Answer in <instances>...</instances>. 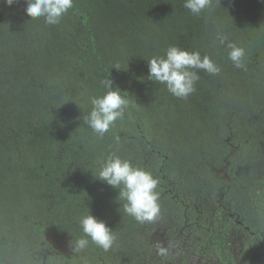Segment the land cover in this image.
I'll return each instance as SVG.
<instances>
[{"label":"trees","instance_id":"16d2710c","mask_svg":"<svg viewBox=\"0 0 264 264\" xmlns=\"http://www.w3.org/2000/svg\"><path fill=\"white\" fill-rule=\"evenodd\" d=\"M183 5L74 0L47 25L24 0H0V264L218 262L223 222L228 231L239 200L264 189V0H212L199 16ZM218 32L244 48L242 68ZM169 46L209 55L220 73L201 71L193 93L173 96L147 78V60ZM108 78L128 104L99 138L77 118ZM113 151L158 180L155 221L125 214L95 178ZM89 213L113 229L108 251L76 250Z\"/></svg>","mask_w":264,"mask_h":264},{"label":"clouds","instance_id":"9594fccd","mask_svg":"<svg viewBox=\"0 0 264 264\" xmlns=\"http://www.w3.org/2000/svg\"><path fill=\"white\" fill-rule=\"evenodd\" d=\"M11 7L19 0H3ZM24 12L32 20L44 18L47 25L59 24L62 18L73 8L74 0H24ZM212 0H184V7L193 15L199 16L211 7ZM227 36L218 32L215 42L227 47L228 59L236 68H242L245 60V50L234 43H228ZM148 61V79L166 86L168 92L177 98H187L195 91L199 72L210 75L219 74L221 69L209 56H201L198 51H188L178 46H169L164 56H154ZM112 68L123 69L119 63ZM105 89L103 95L90 98L91 108L81 119L99 138L124 117L128 100L121 95L119 88L113 87L112 79L100 81ZM116 144L120 143L115 137ZM96 179L118 190V197L124 201L123 212L133 217L137 222H153L160 215L158 180L150 171L134 166L130 160L123 159L115 151L110 152L100 164ZM83 236L76 240V250L85 249L89 242L98 248L108 251L116 237L113 229L104 220L91 213L84 215L80 221ZM174 244L164 247L156 245L157 254L167 257Z\"/></svg>","mask_w":264,"mask_h":264},{"label":"flooded vegetation","instance_id":"af4514ba","mask_svg":"<svg viewBox=\"0 0 264 264\" xmlns=\"http://www.w3.org/2000/svg\"><path fill=\"white\" fill-rule=\"evenodd\" d=\"M259 192V197L251 194L239 200L235 216L229 215L235 219L228 231L223 222L221 233L225 238L220 244L218 262L201 264H264V189Z\"/></svg>","mask_w":264,"mask_h":264}]
</instances>
